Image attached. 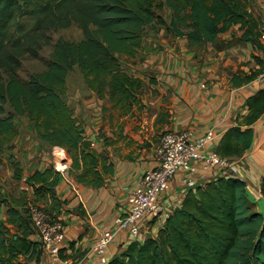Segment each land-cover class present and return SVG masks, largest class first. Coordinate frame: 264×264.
Instances as JSON below:
<instances>
[{"label": "trees", "instance_id": "1", "mask_svg": "<svg viewBox=\"0 0 264 264\" xmlns=\"http://www.w3.org/2000/svg\"><path fill=\"white\" fill-rule=\"evenodd\" d=\"M253 2L0 0V156L13 151L19 134L16 117L27 116L36 137L51 147L64 148L72 157L69 173L78 183L102 187L106 177L114 174L113 164L95 149L83 122L63 98L74 67H79L89 90L101 99L108 97L115 109L129 114L135 106L142 107L144 81L129 74L122 59L139 55L146 28L158 33L164 27L168 36L202 46L216 44L220 34L239 26L238 43L263 49V22L251 11ZM163 7L170 11L169 25L158 15ZM72 26L82 30L80 41L58 40L44 71L27 80L20 77L25 58L39 59L51 45L52 33ZM254 58L260 68L234 75V86L248 84L262 74L264 62ZM247 107L248 113L237 116V126L225 132L215 149L229 162L243 157L253 143L252 126L264 114L263 89L247 99ZM9 161L14 179L22 181V169L13 154ZM59 178L53 166L31 173L25 184L35 196L33 201L24 189L18 197L9 198L0 188V203L7 207V219L0 220V264H39L43 251L33 239L37 233L28 205L44 203L52 218V213L60 212L65 202L54 190ZM247 186L243 179L223 175L188 189L181 205L163 215L166 218L157 236L132 241L110 264H264V214L248 197ZM261 195L264 199V178ZM65 251L62 256L67 258Z\"/></svg>", "mask_w": 264, "mask_h": 264}, {"label": "crops", "instance_id": "2", "mask_svg": "<svg viewBox=\"0 0 264 264\" xmlns=\"http://www.w3.org/2000/svg\"><path fill=\"white\" fill-rule=\"evenodd\" d=\"M251 5L255 18L263 22L264 31V0H254ZM233 30L236 33H232ZM241 35L239 26H235L230 32L220 34L216 44H204L205 48L207 45L211 47L208 51L202 52L200 49L203 45H191L187 39L180 38H174V41L164 40L161 46L154 43V49L147 44L144 45L135 59L140 61L139 66L142 70L154 74L149 81L152 83L158 81L159 90L166 95L155 101L156 109L152 115V127L158 135L166 131H190L194 137H203L212 131L215 137L203 150L206 154L216 149L228 129L237 126V116L248 113L247 99L257 91L264 90V78L259 76L248 84L234 86L232 77L260 68L254 57L264 62V36L261 39L263 49H258L250 43H238ZM234 40L237 42L233 44ZM125 58L128 59L123 57ZM132 76L144 81L142 76ZM252 128L254 138L250 149L243 157L234 159L231 163L241 167L242 179L248 185V197L256 205L257 210L264 214V199L261 195V182L264 178V114ZM29 131L33 133L32 127ZM120 135L123 136L122 133ZM86 136H89L87 132ZM17 138L18 135L14 141ZM155 149L153 146L142 152L137 159L128 157L110 159L114 174L107 176L105 184L99 189L78 183L69 171L65 177L59 178L54 190L65 204L60 212L52 213V216L65 221L67 247L64 255L71 264H100L98 256L91 251L99 232L113 229L115 217L124 213L128 196L138 184L140 177L145 171L156 166ZM25 155L27 153L22 154L23 158ZM20 161L15 160L22 169V181L15 180L12 175V182L18 195H12L4 183L5 180L0 182V188L8 197L9 194L12 195L10 197H18L24 189L28 191L29 200L33 201L35 196L26 186L25 179L37 170L44 171L52 167V162L50 164L45 157H41L40 160L31 161L32 163L25 167ZM8 163L13 173L12 162L8 160ZM194 165L197 172L193 177L200 185L223 176L218 169L205 168L203 162H195ZM182 177L178 175L172 180L166 195L172 201L173 207L180 206L184 198ZM36 204H42L41 206L45 208L44 203ZM165 218L162 215L154 222L144 225L142 235L136 239H130L126 232H120L111 246L112 254L123 252L132 241L144 242L148 237L157 236ZM6 219L7 207L0 203V220ZM15 231L16 229L11 227V232ZM33 239L38 240L37 235L33 236ZM71 242H75L73 247L70 246ZM39 264H49L45 254L41 256Z\"/></svg>", "mask_w": 264, "mask_h": 264}, {"label": "rangeland", "instance_id": "3", "mask_svg": "<svg viewBox=\"0 0 264 264\" xmlns=\"http://www.w3.org/2000/svg\"><path fill=\"white\" fill-rule=\"evenodd\" d=\"M157 1L159 3L163 0ZM158 15L162 16L167 25L170 24L171 14L167 7L158 9ZM232 33H236V31L233 30ZM144 36L145 44L152 47V49H154V43L161 46V42L164 40L172 39L174 41V37L166 34L164 27H161L158 33L146 28ZM82 38V30L77 26L53 32L51 45L42 50L39 59L25 58L23 60L22 68L19 71L20 77L27 80L31 74L44 71L48 66L53 46L58 40L78 42ZM159 47L158 49H163ZM203 47L200 49L201 52L208 51L211 46L207 45V49L204 45ZM122 62L124 69L131 75L144 78L145 86L141 93L142 107L135 106L129 114L123 113L120 109H115L108 97L101 99L87 88L78 66L74 67L66 79L67 91L63 98L83 122L87 135H89L87 137L94 142L97 151L105 154L109 159H123L126 157L137 159L142 152L153 148V146L157 147L162 136L153 130L151 121L156 109L155 101L161 96L166 97V95L159 90L158 81H156L157 83L149 81L151 77H154V74L142 70L139 66V60L130 61L125 58ZM153 79L155 80V78ZM15 126L19 134L13 142V151H5L0 156V182L5 180L4 183L8 190L12 192V195H18V191L14 188L13 173L8 163L11 154L15 155V160H21L20 163H23L26 167L32 163L31 161L40 160L41 157H45L50 164L52 162L51 165L53 166L56 153V147H51L39 141L34 133H30L31 121L27 116H17ZM121 133L123 136L120 135ZM23 153H27L24 158ZM66 154L71 166L72 157L67 151ZM12 195L9 194V197Z\"/></svg>", "mask_w": 264, "mask_h": 264}, {"label": "built area", "instance_id": "4", "mask_svg": "<svg viewBox=\"0 0 264 264\" xmlns=\"http://www.w3.org/2000/svg\"><path fill=\"white\" fill-rule=\"evenodd\" d=\"M260 76L264 78V68ZM214 137L212 131L203 137H194L190 131H166L162 134L154 153L156 166L140 177L128 196L124 213L115 217L113 229L99 232L91 251L98 256L100 264H110L116 256L112 254L111 246L120 232L136 239L144 225L171 212L172 204L166 195L176 176H183L181 182L185 191L199 185L193 177L197 172L195 162H203L205 168L218 169L224 176L242 179L240 166L221 158L215 150L203 153ZM55 152L53 167L65 177L70 169L66 150L56 147ZM28 212L49 264H71L62 256L63 249L67 247L65 221L52 218L43 207L33 202L29 203Z\"/></svg>", "mask_w": 264, "mask_h": 264}]
</instances>
